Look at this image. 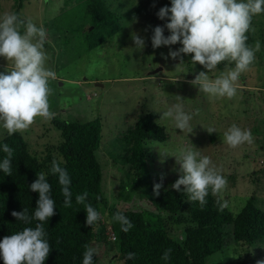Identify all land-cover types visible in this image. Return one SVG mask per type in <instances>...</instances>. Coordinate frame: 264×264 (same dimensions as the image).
I'll return each mask as SVG.
<instances>
[{"label": "rangeland", "instance_id": "obj_1", "mask_svg": "<svg viewBox=\"0 0 264 264\" xmlns=\"http://www.w3.org/2000/svg\"><path fill=\"white\" fill-rule=\"evenodd\" d=\"M80 1L24 0L20 15L25 20L30 18L38 27L43 26L47 32L45 51L50 60L46 66L56 73V79L49 82L54 90L49 97L50 110L56 117L69 121L102 119L99 158L104 170L103 189L109 201L122 209H154L146 196L131 194L134 185L125 173L127 166L114 157L124 152L122 138L137 119L155 112L169 137L165 142L148 144L151 156L148 187L162 183L160 193L171 188L180 175L176 158L171 155L182 147H191L201 156L210 157L226 177L227 186L219 197L228 210L237 215L252 200L264 211V13L253 16L255 32L246 34L251 35L248 45L254 48L259 41L261 48L255 53L250 69L241 74L236 95L232 99L212 98L189 83L199 72L207 71L199 63L191 62L194 54H183L181 62L179 57L175 60L164 57L170 49L177 50L182 44L152 47L153 29L168 22L167 18L159 19L157 13L165 5L170 7L171 0H103L121 16V29L92 49L88 47L87 33L90 20L85 19L84 5ZM17 4L18 0H0V17L15 13ZM135 33L145 38L146 46L142 51L135 48L132 39ZM164 34L171 33L165 28ZM7 64L8 61L0 57V71H4ZM8 66L10 68L11 64ZM234 67V62L224 61L207 75L215 79ZM177 95L183 100L177 101ZM178 102L186 113L199 109V115H194L190 121V133L188 129L176 128L173 119L162 117ZM233 124L250 129L254 142L237 148L228 146L223 134ZM208 127L217 131L210 134ZM21 133L30 152L41 162L58 157L60 131L53 119L46 121L37 117L29 129ZM7 134L0 124V140ZM46 171L44 165L42 172L46 174ZM128 183L129 187L124 190ZM143 187H147L146 184L143 183ZM102 220L109 226L107 234L110 233L109 217L103 214ZM94 248L98 250V264H123L119 251L111 245L100 242ZM245 251L242 243L229 239L224 252L211 257L209 264L241 259L247 255ZM250 256L256 264L264 261V242L253 246Z\"/></svg>", "mask_w": 264, "mask_h": 264}, {"label": "trees", "instance_id": "obj_2", "mask_svg": "<svg viewBox=\"0 0 264 264\" xmlns=\"http://www.w3.org/2000/svg\"><path fill=\"white\" fill-rule=\"evenodd\" d=\"M80 2L84 5L85 19L90 20L87 28L89 49L121 29V16L103 0ZM23 3L24 0H18L14 11L19 16ZM250 37L248 35L247 44ZM53 122L60 131V142L56 147L58 157L55 159L70 175L72 206L64 207L62 186L58 176L50 172L53 159L49 157L41 162L30 152L21 132L7 134L0 140V162L7 155L3 145L8 144L13 149L12 174L6 175L0 169V240L25 227L35 228L39 223L32 220L26 224L12 216V212L27 208L30 216L34 214L39 193L32 192L30 185L46 165V178L52 186L51 195L56 208L55 215L44 223L46 239L51 245L44 264H82L84 246L94 248L100 242L116 248L123 264H209L211 257L224 252L229 239L242 243L247 255L236 260H221L219 264H256L254 258L250 259V253L253 246L264 242V211L252 200L234 215L227 207L221 211L223 203L219 195L213 196L211 192L206 197L207 203L201 207L198 201L188 200L183 186L180 191L168 188L159 196L154 194L153 186L148 187V159L151 157L148 144L151 141L165 142L169 137L165 126L157 121L155 112H148L137 119L122 138L124 152L114 155L115 160L127 166L125 173L131 180L130 184L134 185L131 194L146 196L154 209H122L112 204L105 195L104 170L99 158L103 142L101 117L89 121H69L55 116ZM143 183L147 187L141 188ZM84 192L88 193L85 203L78 204L76 196ZM85 204H91L100 213V220L92 227L86 224ZM118 211L134 224L126 233L122 231L120 222L113 219ZM103 214L111 222L112 231L108 234L109 226L103 223ZM167 249H171V253L165 261L161 257ZM129 252L136 254L135 259L127 258ZM0 264H4L2 257ZM94 264H98V255L94 256Z\"/></svg>", "mask_w": 264, "mask_h": 264}, {"label": "clouds", "instance_id": "obj_3", "mask_svg": "<svg viewBox=\"0 0 264 264\" xmlns=\"http://www.w3.org/2000/svg\"><path fill=\"white\" fill-rule=\"evenodd\" d=\"M261 13H264V0H171L170 7L165 5L157 13L159 19L167 18L168 22L153 29L152 47L182 44L177 50L170 49L164 58L168 59L170 56L175 60L179 57L182 62L183 54H194L191 62L199 63L207 71L199 72L189 83L198 86L199 91L209 97L232 99L237 93V82L241 74L250 69L255 61V53L260 51V42L256 41L253 48L247 44L246 34L255 32L252 18ZM165 28L170 35L165 36ZM132 39L137 50L145 48V38L135 33L132 34ZM46 41L47 32L44 27H38L30 18L25 20L16 13H5L0 17V57L8 61L5 70L0 71V124L8 135L28 130L37 117L46 121L55 117V113L50 110L49 97L54 90L49 82L56 79V73L46 66L50 60V55L45 51ZM224 61L234 62L235 67L210 79L207 72ZM176 99L183 100L179 95ZM194 115H199V109L194 113H186L182 103L178 102L165 111L162 117L173 119L176 128L183 131L188 129L190 133V121ZM206 129L210 134L217 131L214 127ZM223 141L231 148H237L245 143L252 144L254 137L250 129H241L233 124L224 132ZM3 151L7 155L0 162V169L6 175H11L13 149L4 144ZM171 156H175L180 173L172 188L180 191L183 186L182 190L189 201H198L203 207L210 192L213 196H218L226 188V177L210 157L201 156L199 151L191 147H182L177 154ZM50 172L58 176V182L62 186L64 207H71V178L68 171L54 158ZM37 177L30 185L32 192L39 193L34 214L30 216L28 209L24 208L23 211L14 210L12 216L26 224H30L32 220L39 223L35 228L25 227L0 240V257L4 264H44L50 254L51 245L46 239L44 223L55 215V201L46 174L40 172ZM161 187L162 183L154 185L156 196H159ZM87 196V192L78 194L76 202L84 204ZM225 207L226 203L221 204L220 210L223 211ZM85 210L86 224L92 227L100 220V213L91 204H85ZM113 219L120 222L125 233L134 227L119 211ZM84 247L82 264H94V256L98 254V250L88 245ZM170 253L171 249H167L161 258L167 261ZM135 256L134 252L127 254L128 259H135ZM258 264H264V261Z\"/></svg>", "mask_w": 264, "mask_h": 264}, {"label": "water", "instance_id": "obj_4", "mask_svg": "<svg viewBox=\"0 0 264 264\" xmlns=\"http://www.w3.org/2000/svg\"><path fill=\"white\" fill-rule=\"evenodd\" d=\"M156 72V71H155Z\"/></svg>", "mask_w": 264, "mask_h": 264}]
</instances>
